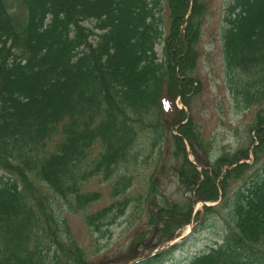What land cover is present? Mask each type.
<instances>
[{
	"label": "trees",
	"instance_id": "trees-1",
	"mask_svg": "<svg viewBox=\"0 0 264 264\" xmlns=\"http://www.w3.org/2000/svg\"><path fill=\"white\" fill-rule=\"evenodd\" d=\"M206 10L205 0H0V264H97L67 216L99 232L131 203L154 247L135 253L149 243L137 232L122 264H161L198 201L219 203L195 227L201 213L227 225L221 210L232 227L188 264H264V0H230L225 11L232 99L255 117L246 144L216 155L192 116ZM176 97L185 110L167 107ZM141 166L153 167L146 189L129 197ZM169 173L179 201L161 191ZM93 180L113 201L89 213L101 196Z\"/></svg>",
	"mask_w": 264,
	"mask_h": 264
},
{
	"label": "rangeland",
	"instance_id": "rangeland-1",
	"mask_svg": "<svg viewBox=\"0 0 264 264\" xmlns=\"http://www.w3.org/2000/svg\"><path fill=\"white\" fill-rule=\"evenodd\" d=\"M229 1L205 0L207 10L201 26V37L197 45L199 57L194 70L200 82L201 92L193 100L192 116L200 128L201 136L209 141L212 155L233 152L237 149L238 144H246L248 141L246 129L255 117L254 111H242L236 108L232 99L233 87L230 85L232 77L228 75L223 62L221 34L226 27L224 19ZM161 3L163 8L164 1ZM84 26L87 29H92L93 22L84 23ZM90 42L93 41L90 40ZM161 49L162 45H157L156 53L160 54ZM172 106L177 110H185L179 97L175 98L174 103L169 102L167 107L172 110ZM184 147L187 160L196 166L195 158L190 153V145L186 141ZM164 155L167 156V152ZM249 159L251 163L252 157ZM197 168L200 170L199 166ZM152 169L153 167L144 169L142 166L137 168V171L132 175L134 181L133 188L128 192L129 197L143 195L146 189V179L150 176L149 173ZM239 186L240 184H237L235 188ZM88 188L101 195L99 202L92 206L89 213L103 209L113 201L107 196L109 185L101 186L98 180H93ZM160 188L163 196L169 201H179L182 197L176 179L172 178L170 173L169 176H165ZM138 205L131 203L123 210L121 216L111 218L110 225L101 226L99 232H90L84 225L81 214L67 216L70 232L88 254L90 262L122 264L128 250L127 247L137 232L143 233V241L145 243L149 241V243L147 242L149 245L147 244V248L139 247L134 251L135 253L146 256L147 251L154 247L150 245L152 235L151 230L146 226L147 215L145 212L142 213V207L139 208ZM213 205L211 202L200 201L193 205L190 231L189 226L180 230L178 238H185L177 243V249L161 264H188L195 254L201 253L216 240L220 241L218 237L228 231V225L232 227L231 221L222 210L221 214L226 218L227 225L218 217H206L202 213L200 214L202 215L200 218H203L201 225L199 223L195 227L196 223L193 221L195 216L202 212V208Z\"/></svg>",
	"mask_w": 264,
	"mask_h": 264
},
{
	"label": "water",
	"instance_id": "water-1",
	"mask_svg": "<svg viewBox=\"0 0 264 264\" xmlns=\"http://www.w3.org/2000/svg\"><path fill=\"white\" fill-rule=\"evenodd\" d=\"M191 224H192V222L189 223V231H190V226H191ZM188 233H189V232H188ZM184 238H185V237H180V238H178L177 240H175L174 242H172L171 244H169L165 249H168V248L174 246L175 244H177V242L183 240ZM142 260H143V259H136V260H133V261L129 262L128 264H136V263H138V262H140V261H142Z\"/></svg>",
	"mask_w": 264,
	"mask_h": 264
}]
</instances>
